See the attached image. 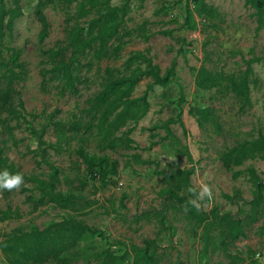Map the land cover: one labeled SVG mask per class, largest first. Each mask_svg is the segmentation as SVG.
<instances>
[{"label":"rangeland","instance_id":"obj_1","mask_svg":"<svg viewBox=\"0 0 264 264\" xmlns=\"http://www.w3.org/2000/svg\"><path fill=\"white\" fill-rule=\"evenodd\" d=\"M36 2L19 0L23 14L11 31H4L0 52L7 60L11 49L20 51L24 72L16 90L26 120L38 132L43 131L42 140L52 146H39L36 135H31L24 123L15 127V121L10 120L7 123L13 128V139L3 132L0 147H5L3 158H7L6 165L13 172L48 180L56 168L55 192L71 194L76 200L66 208L48 204L33 209L26 196L39 194L27 180L23 179L18 189H0V211H10L11 216L0 221V240L17 228L42 229L72 218L97 233L87 234L80 247L88 254L109 250L117 258L124 256V262L116 264H134L133 249H143L149 241L153 243L146 253L151 257L148 264H233L235 256L243 258L241 264H257L254 255L264 251L263 236L251 230L247 238L225 246L222 228L203 229L198 216L190 215L176 200L184 198L189 202L195 198L183 186L178 170H193L189 177L191 188L198 191L200 182L211 187L212 198L198 201L202 212L216 207L218 213H236L237 205L225 197L236 191L244 201L252 198L253 188L247 176L233 179L234 171L253 168L264 179L262 160L245 161L232 171L225 170L220 162L228 147L255 138L258 133L264 135V19L259 26L256 10L246 6L245 0H130L124 24L129 35L119 57L83 70L77 94H60L55 82L42 86L41 51L63 40L66 19L75 14V3L70 7L53 3L45 8L49 32L40 42V25L33 14ZM120 4L121 0L110 1L112 6ZM187 7L191 12L189 22ZM145 36L149 39L145 40ZM133 53L149 58L161 75L175 61V75L166 87L154 84L148 92L147 113L128 135L130 148L110 151L103 147L96 127L85 130L88 117L83 109L107 78L128 77L132 68H145L142 60L126 66ZM250 60V104L245 110L240 109L236 96L223 87L225 84L196 87L200 69L212 76L238 75ZM148 83L150 78H141L130 97H141ZM179 97L184 99L180 106ZM190 106L211 109L217 125L199 128L189 114ZM178 114L181 125L170 123L167 134L161 126L169 119L175 120ZM76 122L81 125L79 133L69 129ZM133 126L128 122L115 135ZM42 148H46L44 152ZM78 148L89 156L116 162V174H109L104 182L87 179L86 166L76 153ZM4 261L0 252V264ZM257 262L264 263L261 259ZM90 264H94L92 260ZM136 264L147 263L142 260Z\"/></svg>","mask_w":264,"mask_h":264},{"label":"trees","instance_id":"obj_2","mask_svg":"<svg viewBox=\"0 0 264 264\" xmlns=\"http://www.w3.org/2000/svg\"><path fill=\"white\" fill-rule=\"evenodd\" d=\"M110 1L37 0L33 14L40 25L38 36L40 42L48 37L49 32V23L44 13L45 8L53 3L63 7H70L75 3V14L66 19L63 40L56 42L52 48L41 51L42 65L44 66L41 71L43 87L47 83L55 82L60 94L67 92L77 94L79 92L78 85L83 82V70H90L102 60L119 57L126 43L125 38L129 35V32L124 30V24L130 0H121L119 6L110 5ZM199 1L196 0V2ZM244 3L256 10L258 25L260 26L264 19V0H245ZM22 14L19 0H0V39L4 36V31L12 30L15 20ZM187 15L189 22L191 12L188 7ZM160 33L162 35L170 34V32ZM148 39L149 36H145V40ZM137 60H142L146 64L144 69L137 66L131 69L128 77L107 78L104 80L101 90L93 100L88 101L87 107L83 109L88 117V121L83 125L85 130L89 132L96 127L103 147L110 151H116L120 147L130 148L131 140L128 135L147 113L149 107L148 92L154 84L166 87L175 75V61H172L171 66L161 75L157 66H153L151 60L142 53L131 54L125 64L130 67ZM251 61L247 62L246 69L238 75L212 76L206 70L200 69L196 77V87L207 89L209 86H223L225 84L223 87H227L236 96L240 109L245 110L250 104L248 78L251 73ZM23 68L19 50L11 49L7 60H4L0 52V136L5 132L8 137L13 139V128L7 123L13 120L15 127L24 123L25 129L31 135H36L39 146L45 144L47 147H51V144L42 140L43 131L38 132L26 120L23 102L16 90L17 83L22 79ZM141 78H150L151 83H148L141 97L132 99L131 93ZM183 100V97L178 98L179 106ZM179 111L181 112V110ZM189 114L199 128H204L206 124L217 125L216 116L209 108L191 107ZM179 117L180 114L176 116L175 120L169 119L161 126L167 134L170 131L168 127L170 123L181 125ZM128 122H132L134 126L122 132L120 136H116L115 133L120 128L125 127ZM80 126V123L76 122L70 125L69 129L79 133ZM4 148V146L0 147V172L7 169L10 173H16L11 170V166L6 165L7 158H3ZM45 149L42 148V151L44 152ZM76 153L86 166L85 177L87 179L104 182L109 174H116L117 163L110 161L109 158L89 156L83 148H78ZM135 157L138 159L137 155ZM248 160L264 161L263 134L258 133L255 138L238 141L233 146L228 147L220 157L221 165L227 171H232L234 167L241 166ZM178 173L181 176L183 186L187 189L191 188L189 177L193 170H178ZM243 174L247 176V181L253 188L252 198L249 201H244L237 191L233 195L225 196L229 202L237 205L236 213H218L216 207H213L209 212H202L184 198H177L176 200V203L190 215L198 216V224L202 225L203 229L212 226L222 228L224 233L223 245L225 246L247 238L251 230L263 236L264 239V179L253 168L234 171L232 178L237 179ZM23 179L30 182L39 194L38 197H34L33 194L26 196L27 202L33 209L48 204L66 208L73 205L76 200V197L71 194L55 192L56 168H53L48 180L24 175ZM26 191L25 189L24 192ZM244 207H247V210H244ZM10 217V211H0V221L10 219ZM87 234L96 235L97 233L72 218H63L42 229L22 230L17 228L0 240V252L5 260L3 264H90L91 260L94 264L124 262V256L117 258L109 250L88 254L84 248L80 247ZM152 243L153 241L146 242L143 249H133L134 264L142 260L147 264L151 261V257L147 256L146 253ZM234 259L235 263L233 264L244 262L243 258L238 256H235ZM80 260H83V263H80Z\"/></svg>","mask_w":264,"mask_h":264},{"label":"clouds","instance_id":"obj_3","mask_svg":"<svg viewBox=\"0 0 264 264\" xmlns=\"http://www.w3.org/2000/svg\"><path fill=\"white\" fill-rule=\"evenodd\" d=\"M23 183L24 180L21 173H10L7 169L0 172V189L12 191L18 189ZM198 189V191L196 188L188 189L195 197L189 203L197 209L200 207L198 201L204 200L205 198L210 200L212 198V189L207 183L200 182Z\"/></svg>","mask_w":264,"mask_h":264},{"label":"built area","instance_id":"obj_4","mask_svg":"<svg viewBox=\"0 0 264 264\" xmlns=\"http://www.w3.org/2000/svg\"><path fill=\"white\" fill-rule=\"evenodd\" d=\"M259 259H261L263 262H264V251L260 253H257L255 256H254V261L258 264L260 262H257L259 261ZM264 264V263H262Z\"/></svg>","mask_w":264,"mask_h":264}]
</instances>
